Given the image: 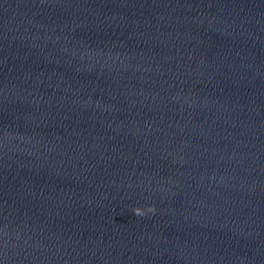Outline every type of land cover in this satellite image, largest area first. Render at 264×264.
<instances>
[{"label": "water", "instance_id": "95a60500", "mask_svg": "<svg viewBox=\"0 0 264 264\" xmlns=\"http://www.w3.org/2000/svg\"><path fill=\"white\" fill-rule=\"evenodd\" d=\"M0 264H264V0H0Z\"/></svg>", "mask_w": 264, "mask_h": 264}, {"label": "clouds", "instance_id": "9594fccd", "mask_svg": "<svg viewBox=\"0 0 264 264\" xmlns=\"http://www.w3.org/2000/svg\"><path fill=\"white\" fill-rule=\"evenodd\" d=\"M133 211H134V214H135L136 216H138V217H142V216L145 215V211L137 212L136 209H134ZM146 211H148V212H154V209H152V208H148Z\"/></svg>", "mask_w": 264, "mask_h": 264}]
</instances>
